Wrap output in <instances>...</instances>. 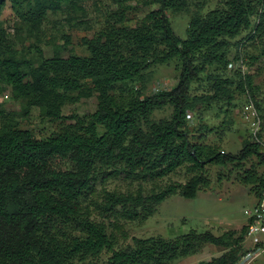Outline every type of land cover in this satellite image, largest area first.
<instances>
[{"label": "trees", "instance_id": "trees-1", "mask_svg": "<svg viewBox=\"0 0 264 264\" xmlns=\"http://www.w3.org/2000/svg\"><path fill=\"white\" fill-rule=\"evenodd\" d=\"M83 1L27 0L29 10L22 16L40 26L50 13L77 12ZM107 1L116 9L92 39L84 40L88 56L63 58L60 50L71 45L70 36H64L65 45L55 49L52 59L41 58L37 68L27 70L0 33V84L25 100L27 110L38 106L45 118L63 123L58 133L37 139L19 129L9 113L0 112V264H173L200 253L206 244L227 250L201 264H239L249 224L238 239L233 231L218 237L193 230L174 240L136 239L135 247L117 250L103 219L120 229L121 222L147 220L171 196L194 199L210 188L209 166H232L237 182L262 201L261 145L246 141L238 154L201 145L192 139L189 116L198 105L203 110L219 105L228 113L236 91L249 100L256 97L258 73L243 74L234 67L228 76L227 71L241 59L250 67L264 61V0H222L221 7L207 14L195 12L185 41L174 33L167 13L188 12V0ZM132 2L156 6L135 27L125 25L131 21L127 13ZM14 3L19 5L18 0ZM4 5L0 0V14ZM237 38L241 40L233 43ZM245 45L260 51L247 64ZM232 46L239 49L233 62ZM175 60L181 70L171 90L148 96L137 89L114 93L118 84ZM204 74L207 84L198 95L193 84L202 83ZM93 95L95 113L63 115L64 106ZM168 106L173 108L170 118L153 119ZM99 127L104 129L101 135ZM181 168L192 175L185 184H163ZM111 180L150 183L152 188L149 193L109 191ZM96 196L100 202L93 200ZM103 254L109 255L105 262Z\"/></svg>", "mask_w": 264, "mask_h": 264}, {"label": "rangeland", "instance_id": "rangeland-1", "mask_svg": "<svg viewBox=\"0 0 264 264\" xmlns=\"http://www.w3.org/2000/svg\"><path fill=\"white\" fill-rule=\"evenodd\" d=\"M4 7L0 14V33L5 41L10 44L16 52L17 57L28 68H37L44 60L54 57L55 49L65 45L64 36H70L71 45L67 50H60L63 58L71 56H88L89 52L84 44L85 39H92L103 27L107 16L116 9L107 0H84L79 4V10L72 14L60 12L49 14L42 25L32 24L23 18L29 10L27 0H18L19 5L14 0H2ZM188 12L169 11L167 15L171 21L174 33L182 41L188 37L187 29L190 19L195 12L207 14L209 11L222 6V0H188ZM200 4H203L200 6ZM131 9L127 16L131 20L126 26L135 27L146 14L156 8L143 7L137 2L130 3ZM67 7V5H65ZM241 38L233 40V43ZM41 50V53L39 52ZM239 49L232 46L230 49V60L233 62ZM260 51L245 45L242 54L245 56L246 64L249 56L258 55ZM175 60L167 65L154 67L146 73L143 78L118 84L115 94L118 95L124 89L141 90L144 95H152L162 90H171L179 79L180 65ZM235 68H238L237 63ZM233 67V68H234ZM233 68H228L227 74H233ZM245 73L256 74L255 86L260 90L253 99L255 105L262 106L258 111L260 116H264V61L250 67L248 64ZM243 73V74H245ZM207 75L202 76V81ZM207 82L194 83V93L201 94ZM91 87L92 84L87 83ZM236 100L233 107L225 113V108L220 109L219 105L212 106L209 110H203V106L198 105L196 113L189 116V126L193 141L212 148H218L226 153L238 154L246 141L253 140L252 128L243 119V112L249 102L247 95L239 96L236 91ZM25 100L14 98L12 89L0 84V112L9 113L15 119L19 129L30 131L37 139H45L58 133L62 129V121H52L42 115V110L38 106L28 108ZM27 110V111H26ZM97 110V97L93 95L89 98L81 99L79 102L63 107V115L78 114L79 116H89ZM26 111V112H25ZM173 113V108L168 106L154 113L153 119L160 121L168 119ZM262 137L264 138V119ZM99 134H103V127H99ZM208 178L211 180L210 188L200 191L196 198L185 199L181 195H174L165 200L157 212L147 220H137L132 222H121L120 229L113 227L114 221L104 218L108 226V234H113L117 241V250L135 247L136 239L164 238L174 240L187 235L195 230L198 233L212 232L215 236H223L228 232H236L235 238H239L243 227L249 224L250 218L247 211L253 210L258 204L255 194L250 191V187L237 182V170L232 166L221 168L209 166ZM192 175L185 168L179 169L176 173L163 180L166 183L185 184ZM221 178V179H220ZM102 186L98 189L100 190ZM109 191L120 193L136 192L142 189L144 193H149L152 184L132 183L124 180H111L106 184ZM96 198V199H95ZM100 202L99 197L93 200ZM88 201L85 202V205ZM98 220H102L98 217ZM243 246L244 255L240 264H264V237L262 244L256 246L251 240L245 238ZM227 249L222 246L206 244L202 251L196 255L181 258L173 264H201L212 258L221 256ZM248 253H254L252 259L243 262ZM108 254H103L101 262L107 261Z\"/></svg>", "mask_w": 264, "mask_h": 264}, {"label": "built area", "instance_id": "built-area-1", "mask_svg": "<svg viewBox=\"0 0 264 264\" xmlns=\"http://www.w3.org/2000/svg\"><path fill=\"white\" fill-rule=\"evenodd\" d=\"M234 66L235 64L233 63L229 64L230 68H233ZM237 66L243 73H245L246 66L243 59L237 62ZM243 119L252 128L253 139L261 145V148L264 151V138L260 137L263 122L253 100H249L247 106L245 107ZM246 214L250 218L246 237L251 240L252 244L259 246L262 244V237H264V198L253 208V210L247 211ZM253 256L254 253H248L243 262L247 259H252Z\"/></svg>", "mask_w": 264, "mask_h": 264}]
</instances>
